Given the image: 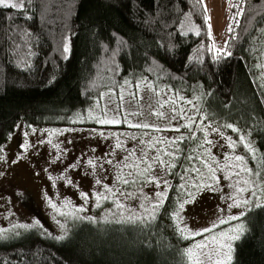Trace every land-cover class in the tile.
<instances>
[{
	"label": "trees",
	"instance_id": "1",
	"mask_svg": "<svg viewBox=\"0 0 264 264\" xmlns=\"http://www.w3.org/2000/svg\"><path fill=\"white\" fill-rule=\"evenodd\" d=\"M228 2L225 42L231 55L223 56H215L204 0H24L23 9L0 7V145L19 124L98 127L78 117L87 116L102 93L117 91L125 80H146L192 101L206 128L238 137L222 127L231 123L240 134L247 132L255 159L245 151L246 167L259 170L260 181L264 0ZM63 43H69L67 54ZM203 136L197 128L196 139L179 145L167 200L149 224L80 220L64 239L23 230L0 239V264H191L186 254L191 239L177 225V202L187 199L182 182L200 175L184 169H208L184 159L189 153L207 159L198 144ZM239 222L245 232L235 241L229 264H264V207L251 208Z\"/></svg>",
	"mask_w": 264,
	"mask_h": 264
},
{
	"label": "rangeland",
	"instance_id": "2",
	"mask_svg": "<svg viewBox=\"0 0 264 264\" xmlns=\"http://www.w3.org/2000/svg\"><path fill=\"white\" fill-rule=\"evenodd\" d=\"M204 3L208 26L211 28L212 44L215 48H222L226 38L229 2L228 0H204ZM262 69L264 70V59ZM136 83H140L141 88L137 98L133 99L129 96V92L135 91L134 84ZM146 84L150 83L146 80H140L128 84L126 90L121 86L117 91L108 90L102 93L87 112V116L91 114L94 117H102L107 112L108 116L111 117L114 114L112 109L120 105L122 111L126 109L130 112L140 113L130 116L127 122L120 125L33 127L19 124L17 126L8 139L0 145V233H2V238L32 228L57 238L65 236V229L68 232L69 227L76 222L79 223L80 220H75L71 215L65 216L61 213H73L75 206L80 205L87 208V211L80 213V215H91L96 218V221H102L101 216L104 210L113 205L110 202H104L101 208H96L94 200L90 198L85 201L81 193L91 196L102 190L99 185L95 184L97 179L104 180L107 177L104 182L112 185L113 169L105 164L104 168L108 169L107 172L101 168L93 170L87 164L88 159L106 156V153L117 142V137L112 135L113 133L127 134L121 136L120 139L128 148H131L134 143H138L136 138L148 141L150 138L156 137L179 136L180 133L171 130L157 132L128 126L129 123L137 121L160 126L168 124L167 119H160L156 115H151L150 111L170 113L173 106L171 101L173 100H175L178 108L186 109L187 116L195 115L197 110L195 104V108L193 107V102L188 103L183 96L172 93L170 89H155L153 87L155 90L153 91L147 88ZM156 93L160 95L157 96ZM120 95H123V100L119 99ZM160 104L165 106L160 108ZM125 114L127 113L125 112ZM179 122L183 124L188 121L181 120ZM176 123V121H172L173 126ZM33 128L37 131L32 132ZM92 129H97V131L94 132ZM212 129L207 128L208 138L215 141V144L207 145V149H209L207 160L218 170L213 176L209 169H203L200 175L191 178L190 181L185 179L182 182L187 185L186 188H181V191L187 194V199H185L187 202L176 214L178 227L183 229L185 237L191 239L186 252L191 264H216L217 260L223 259L222 256L216 254L219 250V243L222 242L219 233L241 222L234 220L230 223L220 224V220L233 215L241 217L242 213L245 214L248 211L243 207L229 208L228 205L233 203L229 197L236 195L244 198L251 197L250 192L238 194L236 191L242 186L236 182L246 173L241 172L240 176L232 175L231 181L224 179L225 174L231 175L232 172L238 170L235 167H226V165L238 163L234 161V156L244 155L246 157L243 144H237L235 149L230 148V142L226 137L232 136H227L220 131L214 132ZM24 132H28L29 135L25 137ZM99 132H105L109 135L102 137ZM128 137L132 138L129 139ZM232 139L238 140V137H232ZM25 141L29 147L22 150L21 146ZM56 145H59V148ZM163 146L157 145V147ZM115 151L117 154L111 157L113 160H119L125 154L119 149ZM153 154L152 152L149 153V155ZM58 156L59 159H57ZM226 156L229 159L226 160ZM78 159L81 163H78L76 168H69V165ZM12 161L16 162L12 163ZM127 171V168L123 169L124 173ZM167 179L170 181V178L167 177ZM194 184L201 186L193 187ZM169 189L170 187L167 195ZM134 190L140 192L141 202H144L145 196L151 197L156 191L162 189H157L155 185L150 184L144 186L142 190L139 185H136ZM256 191L257 196L251 197L253 203L257 199L264 202V191L260 187H257ZM190 193H194V195H190ZM50 200L51 204L49 203ZM180 202L181 200L177 202V205ZM128 203L135 205L137 201L131 200ZM52 204L57 207L53 209ZM22 225L28 227H21ZM214 225L219 226L214 227ZM205 229H212V231L203 232V235H196ZM213 236L216 237L215 240H213ZM234 243L235 241H233V247ZM205 244L207 247L202 248L201 245Z\"/></svg>",
	"mask_w": 264,
	"mask_h": 264
},
{
	"label": "snow or ice",
	"instance_id": "3",
	"mask_svg": "<svg viewBox=\"0 0 264 264\" xmlns=\"http://www.w3.org/2000/svg\"><path fill=\"white\" fill-rule=\"evenodd\" d=\"M197 3L202 4L203 0H196ZM235 6V5H234ZM0 7L2 8H24V0H0ZM206 10V9H205ZM242 12V10H241ZM238 15L240 12L237 13ZM234 29L230 24L228 27V32L230 34L229 40L233 37L231 34ZM211 32V28L209 26V34ZM187 34V33H184ZM196 34L199 35V30H196ZM65 40L70 42V37H65ZM229 42H225V46L222 48L215 49V56H223V55H231L230 50L227 48V44ZM63 53L67 54L70 52L69 43L62 44ZM212 51V49H209ZM67 58V56H65ZM132 82L125 80L121 85V88L127 89V85ZM147 88L153 89L151 84L145 85ZM135 91L129 92V96L133 99L137 98V94L140 91L141 85L140 83L134 84ZM159 96V93H156ZM142 98V97H141ZM120 100H123V95L119 96ZM183 100V98H181ZM167 103V101H166ZM188 103H192V101H188ZM173 105L170 113L164 112H156L154 110L150 111L151 115H156L160 119H167L168 124L164 126H160L157 124H150L143 121H137L134 123H129L128 126L132 128L138 129H150L152 131H165L171 130L178 133H181L182 128L187 129V133H181L176 137H156L150 138L148 141H145L142 138H136L138 143H134L131 148H128L124 145V141L120 139L121 136H126L125 133H113L117 137V142L113 146L108 153H106L105 157L92 158L88 159L87 164L93 170L96 168H101L105 172L108 171L107 168H104V165L107 164L113 169V183L112 185L107 184V177L104 180L97 179L95 181L96 185H99L102 190L95 192L91 196L86 193H81V196L85 201L90 198L94 200V204L96 208H101L104 202H110L113 206L111 208H107L104 210L101 220L106 224H149L152 220H154L155 212L157 209L162 208L164 206V202L167 200V191L168 188L171 187L170 181L167 177L170 174H175L171 172V169H175L179 162V154L181 149L179 145L186 140L196 139V130L199 128L202 132H204V136L202 137V141H198L199 147L203 149L205 152H208L209 149L205 148V145H214L215 141L210 140L208 138L207 128L203 126V118L200 120L197 119L195 115L187 116L186 109L178 108L176 106L175 100L171 101ZM160 108H163L165 105L160 104ZM195 108V105L193 104ZM113 115L111 117L108 116V113L105 112L102 117H94L91 114L88 116H79L78 120L80 122H87L91 120L93 123L98 125H120L121 123H125L129 120V117L132 115H139V112L121 110V106L117 105L115 109H112ZM125 112L127 114H125ZM121 117H123L121 119ZM187 120V123L181 124L179 121ZM172 121H176L177 123L173 126ZM73 123H76L77 120H73ZM222 127L231 129L233 132L238 134V140H233L232 137H226V139L230 142L229 147L235 149L237 144H243L244 149L247 152L253 154V159H255L254 149L251 146L250 141L247 140V132L240 134L242 132L241 129L234 127L233 124L227 123L222 125ZM36 129H32V132H36ZM92 131H97V129H92ZM212 131H219V127L213 128ZM29 135L28 132H24V136L27 137ZM99 135L102 137H107L109 134L105 132H99ZM222 135V133H221ZM131 139L132 137H128ZM43 143V141H40ZM51 143V141H49ZM157 145H164L163 147H157ZM22 150H26L29 147L27 141L22 144ZM59 148V145H56ZM223 147V145H221ZM116 149H119L121 152L125 153L121 156L119 160H113L111 157H114L116 153ZM154 153L153 155H149V153ZM139 153V154H137ZM164 157H168L164 159ZM59 159V156L57 157ZM187 161H199V163L205 167H208L209 172L214 176L217 172V168L213 167L208 163V160L204 157L203 154L192 155L191 153L187 154L184 157ZM225 159H229V157H225ZM215 161V158L213 157ZM234 161L238 162L231 165H226L228 168L235 167L238 169L235 172H232L231 175L225 174L224 179L231 181L232 175L240 176L241 172L246 173L244 177L238 180L236 183L242 185L237 188V193L250 192L251 197L257 196V187H260L262 191H264V177L261 178L260 181H257L255 177L260 176L261 173L259 170H254L251 167H246L247 159L244 155H235ZM16 161H12L15 163ZM262 162H264V158H262ZM81 163L78 159L74 161L69 168H76L77 164ZM127 168L128 171L126 173L123 172V169ZM185 172L194 171L196 174H200V167H189L184 169ZM52 179L51 177H49ZM184 175L181 174V179H184ZM218 181V178H217ZM69 183H72L69 181ZM155 185L158 190L154 193L153 196L144 197V202H141L140 192L134 190V186L139 185L141 190L146 185ZM199 184H194L193 187H200ZM181 188H186L187 185H180ZM210 187V186H209ZM190 195H194V193H190ZM249 198H244L240 195L231 196L230 199L233 200L232 204H229L228 207H243L245 210H249L252 207H264V202L257 199L255 203L253 200ZM136 200L137 203L135 205L128 203V201ZM187 201H181V208H183L184 203ZM51 204V200L49 201ZM53 209L57 206L55 204L51 205ZM87 208L83 205L75 206V211L73 213H61L65 216L71 215L75 220H87L92 223H96V218L88 215L82 216L80 213L86 212ZM243 215V213H242ZM179 218V217H177ZM240 216L233 215L228 217L227 219H221L220 224L230 223L234 220H240ZM219 225H214V227H218ZM28 227V226H21ZM183 233V229L180 230ZM212 231V229H205L202 232L196 233V235H203V232ZM67 232V229H65ZM245 232V226L243 223L232 226L226 231H221L219 236L222 239V242L219 243V250L217 251L218 256H222L223 259L217 260L216 264H228V262L232 259L233 252V241L239 240L241 236ZM0 238H2V233H0ZM64 236L58 237V239H64ZM187 238V237H185ZM216 237L213 236V240ZM202 248H206L207 245H201Z\"/></svg>",
	"mask_w": 264,
	"mask_h": 264
}]
</instances>
